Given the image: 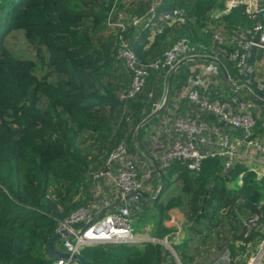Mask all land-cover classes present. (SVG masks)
I'll use <instances>...</instances> for the list:
<instances>
[{
  "label": "trees",
  "instance_id": "16d2710c",
  "mask_svg": "<svg viewBox=\"0 0 264 264\" xmlns=\"http://www.w3.org/2000/svg\"><path fill=\"white\" fill-rule=\"evenodd\" d=\"M154 2L0 0V264H53L48 244L61 223L79 208H94L95 190L114 183L96 175L110 153L121 143L130 152L135 136L142 141L147 124H140L165 79L153 72L141 93L123 97L132 81L117 57L123 41L142 62L158 58L181 37L203 44L210 55L216 46L212 29L264 24V3L255 14L239 4L217 16L224 0H163L158 13L176 7L185 13L154 30L151 41V28L128 22L149 16ZM120 12L125 27H110ZM19 36L34 55L13 50ZM217 57L229 74L237 70L227 56ZM187 74L181 65L172 90ZM159 177L150 223L153 235L164 239L170 209L184 214V237L174 251L160 241L91 243L80 252L86 264H217L227 251L236 264L264 239V177L243 162L226 169L223 158L207 157L194 171L175 159ZM141 224L134 219L135 230ZM63 240L56 242L61 250Z\"/></svg>",
  "mask_w": 264,
  "mask_h": 264
},
{
  "label": "built area",
  "instance_id": "2783aa9c",
  "mask_svg": "<svg viewBox=\"0 0 264 264\" xmlns=\"http://www.w3.org/2000/svg\"><path fill=\"white\" fill-rule=\"evenodd\" d=\"M162 2L163 0H155L149 16L132 17L128 23L161 31L165 22L176 21L185 13L183 8L176 7L165 9L160 15L158 5ZM263 3L264 0H227L224 11L216 15L219 16L239 4L246 5V10L255 14L262 10L259 5ZM159 18L162 20L161 23ZM125 24L126 22L120 20L109 22L110 27H125ZM208 33L212 43L216 45L210 55L204 53L206 47L203 44L194 45L190 39L181 37L175 40L161 56L149 62H142L135 50L123 41L117 57L130 71L132 77L131 86L123 97H135L141 93L153 72L171 73L176 71L183 61L200 56L218 58V54L236 62L240 78L235 79L229 75L227 81L229 89L237 92L242 83L254 72L253 66L248 63L253 47H264V24L257 22L253 28L239 26L232 30L222 24ZM228 42L233 46L232 48L223 46ZM200 66L199 72L187 77L176 96L178 102L175 108H179L181 101L186 99L191 106L190 110L184 115H176L172 128L163 127L165 134L172 135L173 139L166 147L159 146V150L155 153L161 167H167L172 160L177 159L186 162L189 169L196 171L205 158L221 157L225 168L231 169L237 162L255 160L249 153L254 147L264 153V139L260 140L253 132L257 122L253 104L234 95L230 98L212 96V86L215 81L222 79V72L215 61ZM254 79L260 87H263L258 77ZM159 108V105L155 104L154 112ZM222 127L229 129L230 132H224ZM238 129L243 131L240 145L245 146L244 151L239 150L231 135L232 130ZM250 169L256 172L258 178L264 177L263 169ZM96 175L104 177L109 180L108 182H114L119 187L123 193L124 204L104 215H95L97 205H93L94 208H79L64 220L59 229H66L69 232L68 235L63 236V246L65 251L72 254L80 253L84 245L91 243L137 242L129 205L139 199L145 185L138 163L131 157L125 143L119 144L110 153L106 169ZM242 176L243 173L240 174V183ZM262 203L264 205V201ZM80 222H84L85 226L77 229L75 224ZM88 223L90 224L87 226ZM231 260L230 252L227 251L217 264H230ZM53 264H78V260L58 258Z\"/></svg>",
  "mask_w": 264,
  "mask_h": 264
},
{
  "label": "crops",
  "instance_id": "0c3cea01",
  "mask_svg": "<svg viewBox=\"0 0 264 264\" xmlns=\"http://www.w3.org/2000/svg\"><path fill=\"white\" fill-rule=\"evenodd\" d=\"M224 1L225 6L222 7V9H215L214 14H217L220 11H224L227 0ZM163 10H165V8L161 9L160 15L162 14ZM116 20L125 22V14L120 12ZM159 22H162L160 18ZM154 33L155 32L153 30L149 38L151 41L154 39ZM208 52L209 51L207 50L206 53L208 54ZM209 61L211 60L206 59V57L200 56L182 62L179 67L182 65L184 66V68H186L188 77L189 75L195 72H199L201 68L200 65L205 64ZM250 63L252 64L254 69L253 75L246 79V81H244L243 83L241 82L243 85L239 87L237 92H233L229 89L227 81L228 79L226 80L224 78L222 69L216 63L219 69L221 70L223 76L222 79H219L217 82L215 81V84H213L211 89V95L220 98H230L232 95H234L243 98L248 102H251L253 104V109L257 119L262 121L261 126H258V132L255 131V128L253 129V132L256 137H259V139L261 140L264 139V47H255L253 49L252 55L250 57ZM169 75L170 73L168 72H163V74L161 75L163 76L162 78L165 80H163V85H161L159 89L160 94L157 100L153 102V104L149 107L148 111L146 112V117L154 112L155 104H158L160 108H163L162 111L152 117L147 123H145L147 125L142 137L143 142L140 141L137 136H135V141L132 146V150L130 151L131 157L134 158L139 165V172L141 177H143L145 186L139 199L130 204L129 208L135 221L140 223L142 222L140 227H138L136 230L137 242L142 243L146 241H160L164 243L171 251H174L173 245L175 243L181 242L184 237V214L178 208L170 209L168 213L169 216L165 220V225L170 228V232L165 236L164 239H160L153 235V230L155 227L153 224L150 223V217L154 212L152 199L158 196L162 188L161 179L159 177L160 171L157 168L158 166L161 169V166H159V164L157 163L158 161L160 162V160L156 158L155 153L157 150H159V146L166 147L169 143H171L173 139L172 135L169 136L165 134L163 127L172 128L174 123V117L176 115L186 114L191 108L190 104L187 102L186 99L181 101L179 108H175V105L178 102L176 101V96L179 94L180 89L182 85L185 84L187 78L183 80V82H185L181 84V87L180 85H178L176 87H173V90L171 88L169 99L166 102L168 86L167 77H169ZM229 75L235 79L240 78L237 70L235 72H231ZM254 77H258L261 80L263 87H260L258 85V82L254 79ZM151 94L152 93H150V95ZM222 130L224 132H230V130L227 128L222 127ZM242 133L243 131L241 129L231 131L233 142L239 146L240 151L245 150V146L243 144L240 145V137ZM249 154L251 155V157H254L255 160H248L244 162V165L248 168L264 170V153H261L256 147H254L252 148ZM237 184H240L239 179L237 181ZM95 194H97L96 197L98 201L96 204L97 207L95 209V215L107 214V212L119 207V205L122 204L124 201L122 191L114 183L109 188L105 187L102 189H96ZM134 211L136 212L135 215H133V213H135ZM76 228L81 229L82 227Z\"/></svg>",
  "mask_w": 264,
  "mask_h": 264
},
{
  "label": "water",
  "instance_id": "95a60500",
  "mask_svg": "<svg viewBox=\"0 0 264 264\" xmlns=\"http://www.w3.org/2000/svg\"><path fill=\"white\" fill-rule=\"evenodd\" d=\"M206 59L211 60V61H215L220 68L222 69V72L224 74V78L227 80L229 77V74L225 68V66L222 64V62L215 57H206ZM184 62V61H183ZM175 71H172L168 77V86H167V96H166V102L169 99V95L171 93V86H172V79L174 76ZM163 108H160L158 110H156L155 112H153L152 114H150L149 116H147L142 123L140 124V127L142 125H144L145 123H147L152 117H154L155 115H157L158 113H160L162 111ZM158 170L160 171V168L157 166ZM90 223L87 224V226ZM69 232L66 229H59L53 236V238L51 239V241L48 244V251L49 254L51 255V257L58 259V258H64V259H75L78 260L80 262V264H86V259L85 257L81 254H72L70 252H67L65 250H61L56 246V242L62 238L63 236L68 235Z\"/></svg>",
  "mask_w": 264,
  "mask_h": 264
},
{
  "label": "rangeland",
  "instance_id": "374dc122",
  "mask_svg": "<svg viewBox=\"0 0 264 264\" xmlns=\"http://www.w3.org/2000/svg\"><path fill=\"white\" fill-rule=\"evenodd\" d=\"M124 1L128 2V0ZM17 40L18 44H16L15 46L12 45L13 50H17L19 47H22L28 53L32 55L35 54L31 47L27 46L26 44H23L22 37L19 36L16 41ZM236 264H264V239L262 240V242H259L255 247L250 248L249 254L244 257H240L236 261Z\"/></svg>",
  "mask_w": 264,
  "mask_h": 264
}]
</instances>
